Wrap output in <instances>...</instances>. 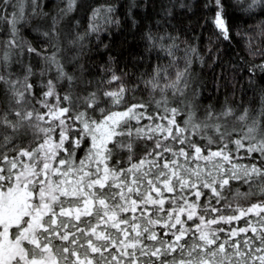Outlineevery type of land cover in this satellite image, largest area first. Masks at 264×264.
Here are the masks:
<instances>
[{
	"label": "snow or ice",
	"instance_id": "1",
	"mask_svg": "<svg viewBox=\"0 0 264 264\" xmlns=\"http://www.w3.org/2000/svg\"><path fill=\"white\" fill-rule=\"evenodd\" d=\"M138 6L127 5L133 28ZM203 6L215 37L210 43L230 42L234 20L264 13V0ZM117 7L107 0H0V23L8 25L0 47L7 101L0 109V264H264V89L255 115L248 107L237 114L225 102L219 112L208 105L200 118L192 64L204 57L190 46L180 68L174 38L149 29L145 52L158 51L168 63H159L158 54L142 80L148 102L124 106L123 83L104 88L121 81L110 65L101 69L110 77L94 91L74 96L77 78L61 62V38L83 48L87 37L99 39L120 24ZM25 26L46 48L21 35ZM26 54L43 61L38 82L31 63L15 61L22 76L10 71L14 58ZM247 71L252 87L258 73L264 77V61ZM63 81L68 90L61 95ZM137 141L145 142L141 156ZM254 196L261 198L241 203Z\"/></svg>",
	"mask_w": 264,
	"mask_h": 264
},
{
	"label": "trees",
	"instance_id": "2",
	"mask_svg": "<svg viewBox=\"0 0 264 264\" xmlns=\"http://www.w3.org/2000/svg\"><path fill=\"white\" fill-rule=\"evenodd\" d=\"M91 2L99 4L105 0H91ZM107 2L118 4L116 16L120 20L119 25L108 26L106 31L99 34V39L96 35L87 37L83 42V48L70 46L63 36L61 38L62 51L59 57L66 70L77 78L73 87L74 96H82L88 91H94L98 81L110 77V72L101 71L102 67L110 65L111 69L121 77V81L112 85H104V88H117L119 83H123L128 89L125 93L126 104L124 106L148 102L150 100L149 92L145 89L142 80L148 79L152 75V70L158 63L156 59L158 54L161 56L159 63H168V58L158 51L145 52L146 42L142 36L150 29L156 36L167 35L174 38V43L177 45L176 56L181 58L178 60L180 68L184 67L182 58L185 50L190 46L195 47L204 57L203 64L195 57L192 64V76L196 84L201 85L200 95L194 99L197 115L200 118H203L208 105H212L215 111L219 112L225 102L236 109L237 114L242 112L244 107H248L255 115L259 108V94L264 89V77L258 73L254 78V85L249 87L247 69L264 61V54H262L264 53V30H262L264 29V13L257 10L251 18L245 16L244 20H234L233 36L230 42L210 43L209 37L211 36L213 41L215 37L211 25H204V18L208 14V10L203 6L204 0H150L147 5L145 0H136L139 5L133 10L137 20L136 28L132 27L131 21L127 18V5L130 0H107ZM181 4L184 7H181ZM168 9H171V15H168ZM12 11L13 9L10 7L6 13L10 14ZM45 11H52L51 4ZM60 27L63 29L64 24L62 23ZM86 28L87 20L78 31L83 32ZM21 35L30 40L34 46L41 49L46 48L44 42L35 39L36 34L31 31L29 26L21 29ZM6 39H8V25L0 23V47ZM165 42L172 43L173 41L166 40ZM104 45H108V47L105 48ZM52 51L53 49L47 48L48 54H51ZM74 56L77 58L72 60ZM109 57L113 58L111 62ZM20 60L24 64H32L33 70L37 74L32 79L38 82V74L43 67L41 58L29 57L27 54L23 57H15L10 68L13 78L23 75L21 65L15 62ZM169 71L174 77L176 68H170ZM54 73L52 71L49 76L53 77ZM47 78L48 76L44 77L45 81ZM2 88L3 86L0 85V109L4 108L7 103ZM67 90V81L61 82L57 87V91L61 95ZM36 95L39 96V91ZM169 96H171L170 93ZM156 98H159L158 94ZM188 98L193 99L191 91L188 93ZM172 106H177V104L173 103ZM36 107L40 106L37 104ZM228 123L231 127L233 121L229 120ZM144 150L145 142L137 141V156L143 155ZM241 190L247 191V186H243ZM260 198L254 196L248 201H241V203L247 205ZM234 226H236V222H234ZM238 226L243 227L244 221H240ZM224 227L228 226L224 225ZM248 235L251 236L252 233L249 232Z\"/></svg>",
	"mask_w": 264,
	"mask_h": 264
},
{
	"label": "rangeland",
	"instance_id": "3",
	"mask_svg": "<svg viewBox=\"0 0 264 264\" xmlns=\"http://www.w3.org/2000/svg\"><path fill=\"white\" fill-rule=\"evenodd\" d=\"M49 74H51V73H49ZM50 76H52V75H50ZM54 76H55V73H54ZM54 76H53V78H54Z\"/></svg>",
	"mask_w": 264,
	"mask_h": 264
}]
</instances>
